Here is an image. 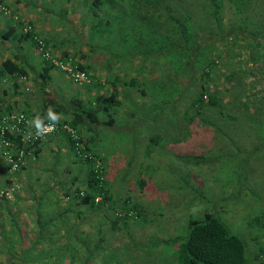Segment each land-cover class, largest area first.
Wrapping results in <instances>:
<instances>
[{
	"label": "trees",
	"instance_id": "obj_1",
	"mask_svg": "<svg viewBox=\"0 0 264 264\" xmlns=\"http://www.w3.org/2000/svg\"><path fill=\"white\" fill-rule=\"evenodd\" d=\"M191 1L200 11L196 20L191 18L189 7L184 8V0H51L46 3L48 8L43 7V10L40 7L42 3H37L40 17H48L50 8L57 6L52 28H59L63 26L62 21L66 22L68 9L65 3H70L69 8L76 12L86 38L81 41L80 36L74 35L75 44L69 50L62 46L64 38L53 35L52 30L43 35L37 31L33 19L15 13L14 1L0 0V19L4 22L0 42L5 43L9 50L8 56L0 59V118L20 111L29 119L23 130L44 122L56 125V130L42 140L25 142L19 132L7 131L4 136L8 144L4 146L0 143V161L5 164V174L16 180V174L33 165L43 142L55 141L53 157L51 161H45L49 162V167L47 163L43 165L45 172L50 170V174L43 176L45 182L39 184V176L37 180L34 178V182L28 179L24 182L28 190L26 197H20L21 200L15 197L30 216L33 215L32 219L18 218L15 215L18 208L7 205V197L0 195V248H8L4 251L8 262L28 263L23 256L32 245L49 250L45 251L47 264L48 260L51 264H61L64 257L68 260L62 264H124L125 258L131 257L127 255L128 247L119 238L125 233L126 236L131 234L130 221H135L136 225L138 220L144 222L147 217L137 202L129 203L125 198L117 203L115 198H111L106 178L107 157L99 149L92 148L94 139L87 143V133L97 137L100 133L105 137L111 134L119 137L128 133L130 128L131 132L136 131L133 128L136 125L134 115L137 113L135 105L138 98L135 92L143 97L145 91L140 88L138 77L121 79L112 67L113 62L121 64L127 61L128 66L141 63L139 71H143L150 69L148 62L151 67H156L158 59H164L166 69L173 76H165L164 92L168 87H178L174 91L175 97L164 100V109L161 108V111L164 110L165 140H172L169 149H175L176 144H182L187 137H204L222 131L225 132L223 134L229 133L231 138L230 134L243 130L248 134L244 135L246 137L264 140V85H261L259 77H254L255 81L246 80L251 73L241 68V61L235 58L237 53L232 48L235 44L238 49L234 43L238 39L245 41L240 46L246 48L248 59L260 60L264 68V30L257 29L256 25L249 31L242 24L231 25L229 23L238 18L229 17L227 13L232 7L239 11L245 1L251 5L255 1ZM82 44L87 45V50H82ZM40 45L63 62L68 60L71 65L83 70L88 80L81 84L73 83L66 71L42 56ZM93 54L105 55L100 58V64L91 60ZM35 65L36 68L33 67ZM61 79L67 81V86L88 89L89 95H92L87 99L73 97V93L66 96L65 91L63 95L61 90L56 89ZM255 84H260L257 92L261 89L263 92L251 99V94H257ZM129 103L132 104L131 112ZM120 109H126L125 116L120 114ZM157 115L160 116L159 106L154 112L158 120ZM126 119L131 120L127 129L121 126ZM158 125L153 123V127L148 129L152 132L148 136L150 142L154 143L159 138L162 130ZM240 125L241 129L233 132L234 127ZM176 134H185V141L180 137L173 139ZM62 147L76 166V171L71 172L68 179L60 177L62 159L59 152ZM261 149L258 145L252 150ZM18 150L22 152L19 156L16 154ZM6 151L15 165L13 170L12 162L5 159ZM236 152L240 150H234ZM194 162L204 164L210 161H202L198 157ZM231 163L236 165L234 160ZM7 182L6 178L3 181L0 179V191H4ZM57 189L65 198L63 204H60L61 197L56 196ZM48 195L53 198L51 202ZM225 196L221 202L226 204L229 200L231 207L239 201L231 199V195ZM23 199L28 202L27 205H24ZM229 202L226 209H229ZM250 202L258 209L257 202ZM263 203L264 200L260 207ZM48 210H51L52 216H48ZM42 211L46 214L42 215ZM252 211L253 217L244 216L247 217L246 229L250 230L244 235L245 242L227 229L218 214L204 209L197 216H188L181 242L173 251V259L165 264H255L257 257L264 254V223L263 215H258L260 208L258 211L250 209L248 213ZM1 219L12 228L14 237L8 238L1 231ZM90 220H93L92 224ZM27 221L31 229L26 228ZM85 226L91 230H86ZM27 234L31 235L29 239ZM10 239L12 244L9 245ZM171 243H177V239H171ZM150 249L145 252L147 255L157 254H152ZM117 254L127 256L122 261ZM137 259L132 256L128 263L136 264ZM249 260L251 262H247ZM256 264H264V261Z\"/></svg>",
	"mask_w": 264,
	"mask_h": 264
},
{
	"label": "rangeland",
	"instance_id": "obj_2",
	"mask_svg": "<svg viewBox=\"0 0 264 264\" xmlns=\"http://www.w3.org/2000/svg\"><path fill=\"white\" fill-rule=\"evenodd\" d=\"M8 1H14L13 6L16 7L15 13L33 19L37 31L43 35L49 30H52L53 35L60 37V39L61 37L64 38L62 46L69 48V50L75 44L73 40L74 35H77V37L80 36L81 41H84L86 38L85 29L80 27L76 12L70 10V3L68 2L65 3V8L70 10L69 12L68 10L66 11V22L62 21L63 26L59 28L58 26L52 28L51 22L55 19L57 6L50 8L48 17H40V8L37 6V3L41 2V9L43 10V7L46 9L48 8L46 7V3L51 0ZM253 1H255L253 5L245 1L240 5L239 11L232 7L227 12L229 13L228 16L238 19L229 23L226 18L225 24H242L248 31L254 29V25H256L257 29L264 30V0ZM32 4L35 6H32ZM183 5L185 9L189 7L190 14L192 15L191 18L194 17L196 20L200 16L199 9H197L196 4L191 0H184ZM2 25L0 23V29ZM69 36L71 38H68ZM150 37L147 39L150 40ZM234 43L238 45L237 49L235 44H232V48L237 53L235 58H239L238 61H241V68L251 73L246 77V80L255 81L253 78L259 77L261 85H264V68L259 62L260 60L248 59L246 48L240 46L241 43L245 44V41L238 39ZM81 48L82 50H87V45L82 44ZM104 56V54L99 56L93 54L91 60H96L100 64V58ZM235 58H231V60L234 61ZM137 64H129L128 66L127 61L121 64L119 62L112 63L115 73L119 74L121 79L127 80L130 76L138 77L140 88H143L145 91L143 97L141 94L138 95V91L135 92L138 98L136 100L137 104L135 105L137 113L134 115L136 125L133 128L136 131L131 132L130 128L128 129V133L121 134L119 137L116 134L105 137L102 133L97 137V135L87 133V138L89 137L87 143L91 142L89 140L94 139V145L91 144L92 148L95 150L99 149L100 153L105 154L107 157V165L105 166L107 168L106 178L108 180L107 187L111 198H115L117 203L125 198L128 199L129 203L137 202L142 206L141 208L147 217V220L145 219L144 222L141 219L138 220L140 223L136 222V225L134 224L135 221H130V235L126 236V233L124 235L121 233L123 237L119 239L124 246L126 245L128 247L127 255H131V257L125 258L124 264H129L128 259H132V256L138 258V261H135L136 264H165L167 261L170 262L173 259L172 255L177 246L176 244L181 242V235L184 231L187 217L197 216L204 209L208 212L218 214L227 226V229L244 240V235L247 232L250 233V230L246 229L248 225H246L247 217L244 216L249 215L253 217L252 215L254 214V211L248 213L250 209L253 210L254 208L258 211L260 208L258 215H263L261 218H263L262 223H264V203L260 207V204L264 200V140L258 137H246L244 135L248 134H245L243 130L239 133L230 134L231 138L228 137L229 133L223 134L225 132L222 131L223 133L210 134L204 137L200 135L187 137L186 141L184 140L185 134H176L173 136V139L180 137L185 142H181L182 144L180 145L176 144L175 149H169L172 140H165L164 110L161 111V108L163 107L164 109V100H171V98L175 97L174 91L178 87H168L164 92V79H167L165 76L173 77L171 75L172 72H168L166 69L164 59H158L156 67H151V64L148 62L147 65L150 66L149 70L144 69L143 71H139L141 63ZM33 67L36 68V65ZM159 83L162 86H158ZM258 85L260 86V84H255L254 86L255 92H257ZM56 89L61 90L63 95V91L67 92L66 96L73 93V97L87 99V97L92 95H89L88 89L74 88L71 85L67 86V81L63 79H61V84L56 86ZM261 91L257 92L256 95L251 94L250 98H257L262 94ZM3 100L6 99L3 98ZM130 100L133 99L131 98ZM129 106V112H131L132 104L129 103ZM157 106H159L160 113V116L157 115L160 121L159 125L158 120L154 116ZM125 110L120 109V114L125 116ZM130 121V119H126L121 126L127 129ZM153 123L160 126L159 128L162 130L159 133V138L155 139L154 143L148 140V136L152 135V132L148 129L151 128L150 126ZM241 126H235L233 132L240 130ZM43 144L44 148L37 153L38 157L34 159L33 165L16 174V180L12 176H9V174H5V164L3 161H0V179L3 181L6 178L9 182H7L8 184L4 188L8 193L6 197L9 202L6 204H12L13 207H15V203L18 206L20 205L23 210L22 213H26L25 215H27L28 219L33 215L30 216L28 210L15 197H26L28 190L24 182L28 179L30 182H34V178L36 179L39 176V184H42L45 173L50 174V170L48 169L45 172L43 165L47 163L45 161L52 159L55 141L53 139V141H49L48 143L43 142ZM258 145L262 149L253 151L252 149ZM236 149L240 150V152L234 153ZM177 154L181 158L175 157L178 156ZM59 156L62 159V163L59 166L61 170L60 177L68 179L71 176V172L74 173L76 171V166L70 161L63 147L59 152ZM198 157H201L202 161L208 160L210 162L204 164L195 163L194 161L198 160ZM233 160L236 163L235 166L231 163ZM48 163L46 165L47 167H49ZM11 186H13L12 190H10ZM56 191V196L61 197L60 204H63L65 198L62 197V192L58 189ZM34 193L38 195V191ZM1 194L2 192L0 191ZM14 194L15 196H13ZM225 195L227 197L231 195V199L237 198L236 200L239 201H236V204H233L231 201L233 204L231 207L228 200L229 209H226L227 202L226 204L221 202L226 198ZM48 199L50 202L53 200L50 195H48ZM240 200L242 201L241 204ZM250 201L257 202L258 209ZM23 203L24 205L28 204L25 199H23ZM41 213L44 215L46 211H42ZM52 215L51 210H48V216ZM89 222L92 224L93 220ZM25 224L27 229L32 228L28 221ZM85 228L86 230H91L87 226ZM61 229L58 230L59 235L62 234ZM42 232L45 234V231ZM30 236L27 234V239ZM173 238L177 239V243H171V239ZM145 245L146 247H144ZM6 249L8 248H5L4 251ZM41 249L33 245L27 249L23 256V260L29 261L26 264H47L45 251L49 252V250L46 247L44 250ZM148 249H150L152 254H157L153 256L151 254L147 255L145 252H148ZM245 253L247 260L246 244ZM117 255L122 261L127 256ZM143 258H145L144 261H140ZM4 260H6L5 257ZM31 260L34 262H31ZM67 260L68 257H64L62 263H66ZM263 261L264 254L262 257H257L255 264ZM247 262L251 261L249 260ZM48 263L51 264L50 260H48Z\"/></svg>",
	"mask_w": 264,
	"mask_h": 264
},
{
	"label": "built area",
	"instance_id": "obj_3",
	"mask_svg": "<svg viewBox=\"0 0 264 264\" xmlns=\"http://www.w3.org/2000/svg\"><path fill=\"white\" fill-rule=\"evenodd\" d=\"M39 51L41 52L42 56L48 59L52 64L57 65L60 69L66 71L73 83L81 84L82 82H86L88 80L86 78L85 72L78 69L75 65H71L70 61L67 60L66 62H63L59 56H53L48 50L43 49L41 45L39 46ZM28 123L29 119L20 111L10 112L3 115L0 118V143L4 146L8 144V140L4 136L7 131L10 133L19 132L23 141L33 142L44 139L47 135L56 130V125L51 122H44L35 128L23 130V127H26ZM21 153V150H18L16 154L19 156ZM4 156L6 157V161L12 162L11 169L13 170L15 165L13 164L12 157H10V153L6 151ZM12 189L13 186L10 187V190ZM1 192L2 195L4 194V196L8 195L6 190ZM95 200H97V198Z\"/></svg>",
	"mask_w": 264,
	"mask_h": 264
},
{
	"label": "crops",
	"instance_id": "obj_4",
	"mask_svg": "<svg viewBox=\"0 0 264 264\" xmlns=\"http://www.w3.org/2000/svg\"><path fill=\"white\" fill-rule=\"evenodd\" d=\"M1 18V17H0ZM4 20V19H3ZM0 23H2L3 25H2V27H1V29H0V31H2V29H4L3 27H4V22L2 21V19H0ZM8 46L5 44V43H3V42H0V59H2L3 57H7L8 56ZM44 146V144L42 145V149L44 148L43 147ZM15 207L14 208H18L17 210H18V212L15 214V215H17L18 216V218H22V217H27V215H25L26 213H22L23 212V210H22V207L19 205H16V203H15V205H14ZM12 212H14V211H12ZM23 214V215H22ZM14 215V216H15ZM28 218V217H27ZM3 219H1V221H2ZM1 223V222H0ZM1 231H3V232H5L6 233V235H8V238H12V237H14L13 236V232H12V228L11 227H8L7 225H5V221H2V229H1ZM10 241H12V239H10L9 240V245L10 244H12ZM1 250H0V261H1V264H12V263H10V262H8L7 261V259L6 260H4V254H5V252H4V250L2 249V248H0Z\"/></svg>",
	"mask_w": 264,
	"mask_h": 264
}]
</instances>
